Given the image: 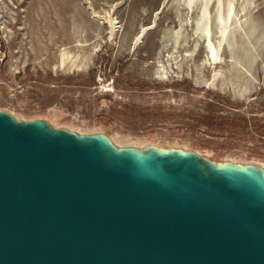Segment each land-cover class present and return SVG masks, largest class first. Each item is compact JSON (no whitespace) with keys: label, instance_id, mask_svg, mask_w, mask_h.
<instances>
[{"label":"water","instance_id":"1","mask_svg":"<svg viewBox=\"0 0 264 264\" xmlns=\"http://www.w3.org/2000/svg\"><path fill=\"white\" fill-rule=\"evenodd\" d=\"M0 102V264H264V146Z\"/></svg>","mask_w":264,"mask_h":264},{"label":"rangeland","instance_id":"2","mask_svg":"<svg viewBox=\"0 0 264 264\" xmlns=\"http://www.w3.org/2000/svg\"><path fill=\"white\" fill-rule=\"evenodd\" d=\"M188 1L0 0V102L264 146V0Z\"/></svg>","mask_w":264,"mask_h":264},{"label":"bare ground","instance_id":"3","mask_svg":"<svg viewBox=\"0 0 264 264\" xmlns=\"http://www.w3.org/2000/svg\"><path fill=\"white\" fill-rule=\"evenodd\" d=\"M189 2V4L190 5H199L200 6V25H201V30L203 31V33L206 35V36H209L210 35V33L209 32H207L208 31V28H209V23H208V21H209V18H210V12H209V5H210V3H211V0H189L188 1ZM232 9H233V7H232ZM230 10V9H229ZM228 14V13H227ZM229 14H231V13H229ZM223 18V17H222ZM199 20V19H198ZM223 22H224V20H222ZM225 23V22H224ZM226 24V23H225ZM225 24H223V25H225ZM226 29H227V27L225 28V26L222 28V31H221V29H220V31H221V33H222V36H224L225 35V32H226ZM213 45V44H212ZM211 49H212V54H216V56H218L217 54V50L213 47V46H211ZM215 56V57H216ZM217 58V57H216Z\"/></svg>","mask_w":264,"mask_h":264}]
</instances>
